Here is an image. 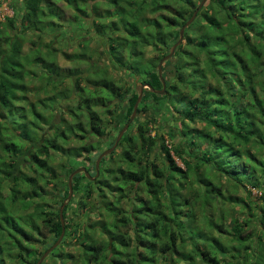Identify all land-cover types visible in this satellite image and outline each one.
<instances>
[{"label":"trees","instance_id":"16d2710c","mask_svg":"<svg viewBox=\"0 0 264 264\" xmlns=\"http://www.w3.org/2000/svg\"><path fill=\"white\" fill-rule=\"evenodd\" d=\"M202 1L19 0L14 15L7 16L5 21L0 19V187H5L6 181L11 182L7 198L10 206L7 207L0 194V264H37L43 256L36 246L43 237V228L47 234L54 235L51 246L58 241L62 233L60 212L48 211L44 187L39 183L40 180L47 184L58 181L67 199L69 185L51 165L53 154L74 161V164L61 165L68 169V175L77 167V159L91 162L89 155L98 151L99 144L109 136L102 114L111 115L121 108L118 100H124L128 105L126 125L139 96V91L124 89L122 79L117 82L110 78L109 66L96 71L89 69L76 80L77 100L67 111L70 118L54 123L52 115L45 116L36 104L29 107L26 104L30 93L28 85L33 79L47 76L51 82L55 75H66L54 62L58 52L53 46L55 40L42 45L49 54L33 48L36 42L24 53L21 36L29 33L42 37L51 29L70 30L72 26L75 32L95 34L105 41L114 65L125 68L140 84L161 91L159 63L171 52L181 28ZM185 40L191 51H186L184 44L180 45L163 66L167 94L161 96L145 89L138 109V113L148 117L151 101L158 106L161 99L169 100L170 96H173L171 104L181 107L179 121L183 128L180 134L172 132L173 146L163 141L160 147L166 158L164 164L160 166L151 159L159 143L158 136H152L148 128L154 118L135 119L120 142V146H125L124 168L119 166L116 171L106 168L108 159L114 156L112 153L102 159L97 179L93 181L84 173L73 179L75 192L85 187L91 197V185L95 184L97 191L106 189L116 198L113 203L104 202L100 209L114 217L113 227L98 222L84 230L78 258L67 257L77 264H264V253L258 252L256 242L246 235L253 236L249 229L255 226L261 229L259 240L264 243V0H208L185 30ZM149 47L155 50L151 58L146 57ZM168 65L176 67V76L170 75L173 71L167 69ZM65 77L59 78L58 83ZM81 81L86 85L81 86ZM59 96L66 99L60 90L40 102V107L59 113L61 106L56 104ZM114 122L122 123L120 118ZM190 124L196 128L192 129ZM43 125L51 134L41 139L38 135ZM134 128L136 136L130 134ZM87 135L96 137L97 143L65 147L77 137L87 139ZM18 137L37 144L33 153L35 162L29 166L35 176L16 175L18 170L12 158L23 148L16 142ZM177 137L179 142L175 143ZM200 144L205 149L203 154L199 156L196 152L192 157L191 150ZM175 156L181 159L184 168L179 166ZM196 158L199 162L195 165ZM205 162L214 163L217 171L234 182L242 185V180H246L251 190L262 192L259 206H263L258 214L246 213L243 219H232L230 230L227 224L207 220L211 229L217 228L225 235L229 233L230 243L235 246L225 245L221 238L194 229L197 203L205 209L220 200L235 202L232 197L224 196L219 184L198 175L195 169L198 171ZM87 171L95 178L96 163ZM195 174L199 191L193 198L189 196L183 201L176 194L178 199L171 196L170 203L164 200L166 191L171 192L175 185L177 190L181 189ZM102 198L104 201L105 196ZM125 200L131 202L134 209L117 219L120 204ZM245 201L239 199L237 203L247 206ZM188 202L187 218L181 220V206ZM20 206L30 207L32 212L26 217L18 216L14 209ZM70 206L64 208L66 237L73 226L68 221ZM97 225L102 226L97 228ZM92 229L108 235L109 243L91 236ZM188 246H191L190 251L186 250ZM60 248L61 245L46 260L58 261ZM46 260L43 264H48ZM59 262L65 263L64 260Z\"/></svg>","mask_w":264,"mask_h":264},{"label":"rangeland","instance_id":"374dc122","mask_svg":"<svg viewBox=\"0 0 264 264\" xmlns=\"http://www.w3.org/2000/svg\"><path fill=\"white\" fill-rule=\"evenodd\" d=\"M20 2L19 0H0V19L2 21H5V18L12 17L14 15V11H16L15 6H19ZM51 29L49 31H46L43 33L42 37H37V35H30L29 33H26L21 36V38L24 40L25 44V52L28 53L30 49H32L33 42L37 43V46H33V48L36 49H42L43 52L47 53L49 52L46 46L42 45L51 43V40H55L54 47L58 49L57 55L55 57L54 62L57 63L61 68H63L62 73H66L64 76H53V81H48L47 76L45 77H39L37 79H33L31 84L29 83L28 88L30 90V93L28 94V102L26 104L27 107H29L31 104H36L37 107L43 111L44 115L49 117L52 115V119L54 123H58L62 118H70L69 113H67L68 109L75 104L77 100V78L83 75V73L89 69L91 70H101L102 67H110L108 70V76L117 82H119L121 79L122 85L124 89L131 88L132 91H139L141 85L139 79L133 77L130 75L129 71H127L125 68L121 69L118 68L116 65L112 62V57L109 56L108 53V47L105 44V41L102 40L100 37L96 36L95 34H90L86 32H75V28L72 26V29L70 30H56ZM11 33V31H10ZM186 46V51H191V48L188 47L186 44V40L182 43ZM181 44V45H182ZM85 53V55H84ZM146 57L151 58L155 55V50L152 48L146 49ZM49 54V53H47ZM84 55V56H83ZM48 56V55H47ZM70 56V57H67ZM83 58V59H82ZM202 60H204V57ZM176 62V61H174ZM165 65V64H164ZM203 66V64H202ZM168 69V68H167ZM69 70V71H68ZM70 70L76 71L78 70L79 73L75 74L72 73ZM68 71V72H67ZM256 71V70H255ZM68 75V76H67ZM67 76V77H65ZM65 77L61 79V83H58V79ZM164 77V76H163ZM212 83H215L214 79H211ZM86 85L83 81H81V86ZM133 89V90H132ZM62 90V92L65 94L66 99H62L60 96L59 98H56L58 102H56L57 105L61 106V109L58 112L52 111L46 107H40V102L44 101V99L52 96L56 92ZM130 92V94H131ZM167 94V91L165 95ZM69 96V97H68ZM164 96V95H161ZM173 99V96H170V99L167 98L161 99V102L158 104V106L155 105V103L152 101L149 104V110H148V117L142 116V114L138 113L136 119L139 121H147L149 118H154L152 123H149L148 128L150 129V133L152 136L157 137L159 143L156 146L157 149L152 153L151 159L155 160V162L162 166L165 161V155L163 154L161 147V144L163 141H165L169 146H173V139L171 138L172 132H179L182 130L183 125L180 123V106H175L171 104V100ZM143 100V99H142ZM118 102L121 104V108L116 109L114 113L111 115L102 114V117L104 119V123L107 126V131L109 132V136L105 138V141L101 144H99L98 151H95L94 153L89 155L91 162L86 161L84 159H77L75 165L77 166L73 172L80 168H88L92 166V163H96L98 157L101 153L105 152L106 150L113 147L115 144V141L120 133V131L125 126V113L127 109V103L124 102V100H118ZM142 102V101H141ZM23 103V102H22ZM59 103V104H58ZM115 104V103H113ZM141 104V103H140ZM143 105V104H142ZM140 106V105H139ZM99 110V109H98ZM100 111V110H99ZM158 111V112H156ZM153 114H152V113ZM133 114V113H132ZM151 117H150V115ZM31 118V116H30ZM120 118V121L122 122L121 125H117L115 123V119L117 120ZM135 121V120H134ZM138 121V123H139ZM192 126V129L196 128L193 124H190ZM44 127V125H43ZM197 127L201 128L200 125H197ZM52 128V127H51ZM176 128V129H175ZM89 127L87 128V130ZM129 130V129H128ZM127 130V131H128ZM191 130V129H189ZM20 133L23 132V129L19 130ZM126 131V132H127ZM18 133V131H16ZM20 133H18V136H20ZM51 134L50 130H47L46 127L43 128L42 132L39 133V137L41 139L43 137L46 138L48 136L47 134ZM131 135L136 136L137 132L134 128L131 132ZM180 134V132H179ZM125 135V134H124ZM191 135V134H189ZM193 136H195V133L193 132ZM23 137V136H22ZM97 138L94 136H88L85 140H80L78 137L73 139L70 144L67 147L72 146H82L87 143H97ZM16 142L21 145L22 150L20 154H14L12 160H15L16 162V169L18 170L17 174L18 176H22L23 174L29 175V176H35V173L32 172L31 164L35 162L33 158V153L35 151V148L37 146L36 142H30L28 140H21L19 137L16 138ZM121 142V141H120ZM178 137L175 139V143H178ZM199 145V143H198ZM203 144H200L201 148L198 149L200 146L194 147L191 150L192 157L194 156V153H198L199 156L203 154L204 147ZM125 150V146H120V143L117 147V149L113 152L114 156L113 158L108 159V163L106 165V168H111V170H117L119 166H122L123 168L126 166L125 159L122 158L123 151ZM262 152H264V149H262ZM54 160L51 162V165L57 170L58 174H61L63 180L65 182H69V177L71 174H67V168L63 169L61 167L62 164L69 165L70 162L73 163L74 161H70L68 157L61 156L60 154L54 153ZM111 155V154H110ZM108 155V156H110ZM172 155H174L172 153ZM106 156V157H108ZM150 156V155H149ZM175 159L179 166L184 168V165L180 158L175 156ZM146 161V158L143 159ZM194 164L196 165L199 161L196 159L193 160ZM74 164V163H73ZM79 166V167H78ZM195 171L198 173V175H202L204 178H210L215 183L219 184L224 192V196L228 199L231 197L235 199V202L231 201H224L220 200L215 203V206L213 204L205 206V209L201 208L200 205H195V213L197 215V220L194 226V229L197 231H200L201 233H204L205 235H209L210 237L214 238H221L222 242L226 244H230L231 246H235L230 243L231 236L225 235L224 233L219 232L217 228L211 229L207 225V220L212 219L215 222H218V224H227V230L231 229V220L234 218L241 219L244 217V215L247 213L249 214H258L261 207L259 206L261 204V196L262 192L254 189L251 190L250 185L247 184L246 180H242V185L239 184V181L234 182V179L228 178V176L225 174H222L221 171H217L216 166L214 163L205 162L204 164L200 165L199 170ZM101 172V170H100ZM100 176V175H99ZM98 178V177H97ZM96 178V179H97ZM74 179V178H73ZM197 177L196 174L192 175L191 179H188L186 184L179 190H177L176 185L172 187V191L165 192L164 200L170 203L171 196H174L176 199L179 194L183 201L185 199L187 200L190 197H194L193 194L197 191H199V186L196 181ZM95 180V179H94ZM93 180V181H94ZM85 181H82L84 183ZM44 187V203L47 204L48 211H53L57 214V212H60L61 206L68 200H65L64 194L65 191L63 189V185L59 183L58 181H53L50 184H47L45 180H40L39 182ZM5 187H0V194L2 196L3 202L8 206H10L11 202L7 198L10 194V181H6L4 183ZM69 185V183H68ZM96 188H98L97 185L92 184L91 185V191L93 192V195L90 197L85 192V187L80 188L79 191L75 192L73 187V195L71 200L68 201V204H70L69 209V219L68 221L73 223L72 228H70L69 236H65L63 241L61 242V248L57 252V256L60 255L61 257L58 258L59 260L56 261L55 259L46 260L48 264H63L62 262H59L61 260H64V264H77L76 261L68 259L67 257L69 255L76 256L75 259L78 258L81 248L79 246L80 238L82 237V234L84 230L92 225H95L98 222H104L108 227H113L114 223V217L112 215H109L107 212H103L101 207L104 205V202H114L116 200L115 195L108 192L106 189H102L101 192L97 191ZM250 190V191H249ZM252 191V192H251ZM251 195H250V194ZM70 194V189H69ZM102 195L105 196V200L103 201ZM69 196V195H68ZM248 198V199H247ZM251 198V199H250ZM246 199L247 206L242 203H237L238 200ZM67 204V205H68ZM66 205V206H67ZM250 205V207L248 206ZM190 206V203L188 202L187 205L182 204V215L181 220H186V212ZM121 211L119 212L117 219L121 217V215H125L128 212H131V210L134 209L131 202L125 200L120 204ZM13 209V208H12ZM15 212L18 216L26 217L28 214L32 212V209L30 207H16ZM259 217V216H258ZM243 219V218H242ZM260 221V218H258ZM193 223V224H194ZM44 223L41 224L43 228ZM66 226V222H65ZM97 228H100L102 225H97ZM46 229H42L43 237H41V242L37 243V250L39 253H45L51 246L52 242L54 241V235H49L45 231ZM93 231L90 233L91 236H93L98 241H103L104 243L108 244L110 239L108 235L103 234L98 229H92ZM252 231L254 234L253 236H250L246 233L247 236L250 238H253V240L256 242V250L258 252L264 253V243L259 240L261 233V229H257L255 226L252 227V229H249V231ZM256 230V231H255ZM250 231V232H251ZM256 232V233H255ZM59 245V246H60ZM135 247V245H134ZM187 251L191 250V246L186 247ZM141 252V251H139ZM109 256V254L107 255ZM64 258V259H61Z\"/></svg>","mask_w":264,"mask_h":264},{"label":"water","instance_id":"95a60500","mask_svg":"<svg viewBox=\"0 0 264 264\" xmlns=\"http://www.w3.org/2000/svg\"><path fill=\"white\" fill-rule=\"evenodd\" d=\"M207 1L208 0H203L201 2V4L199 5V7L195 10L192 18L181 28L179 40L174 44V46L171 49V52L160 61L159 66H158V70H159L160 79H161L162 84H163L162 90L161 91H155L148 84L141 85L140 90H139V96H138V99H137V101L135 103L134 110H133V114H132L129 122L120 131V133H119V135H118V137H117V139H116L115 144L113 145V147L110 148V149H108V150H106L105 152L101 153L100 156L97 159V162H96V177L95 178L94 177H91V174L87 171L86 168H80V169L76 170L75 172H73L70 175L69 182H68L69 183L70 194L68 196V200L61 206V209H60V220H61V224H62V233H61V236L59 237L58 241L43 254V256L41 257V259L39 260V262L37 264H43L44 261L47 259V257L56 248L59 247V245L61 244V242L63 241V239H64V237L66 235V226H65V219H64V208L68 204V201L71 200L72 195H73V178L76 175L80 174V173H84L86 175V177L91 178L92 180H94L97 177H99V175H100V164H101L102 159L105 158L106 156L112 154L117 149V147H118L121 139L123 138L124 134L126 133V131L129 129L130 125L136 119L137 114H138L139 105H140V103H141V101L143 99L145 89H149L152 92L157 93L159 95H165L167 85H166V80L163 77V66H164V64L167 61H169V60L172 59V57L174 56V54H175L176 50L178 49V47L185 41V30L195 21V19L198 16V13L203 8V6L206 4ZM167 68L169 70H172L173 71L172 73H170V75L172 77L176 76L177 69H176V67L174 65H168Z\"/></svg>","mask_w":264,"mask_h":264},{"label":"flooded vegetation","instance_id":"af4514ba","mask_svg":"<svg viewBox=\"0 0 264 264\" xmlns=\"http://www.w3.org/2000/svg\"><path fill=\"white\" fill-rule=\"evenodd\" d=\"M159 95V94H158Z\"/></svg>","mask_w":264,"mask_h":264}]
</instances>
